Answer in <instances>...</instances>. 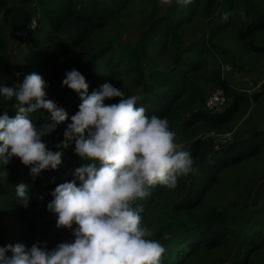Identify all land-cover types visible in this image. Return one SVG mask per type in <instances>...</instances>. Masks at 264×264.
<instances>
[{
    "label": "trees",
    "instance_id": "trees-1",
    "mask_svg": "<svg viewBox=\"0 0 264 264\" xmlns=\"http://www.w3.org/2000/svg\"><path fill=\"white\" fill-rule=\"evenodd\" d=\"M132 1L0 0V61L8 57L12 34L29 25L34 7L38 9L41 19V25L37 26L33 37L35 44L30 46L19 63L13 68L0 66V86L12 87L22 83L26 75L37 73L47 84L46 99L65 111L78 109L81 103L79 95L62 84L65 73L72 69L78 70L86 78L88 92L91 94L104 85L97 76L99 61L108 55L126 56L129 60L127 73L131 78V86L123 93L126 97H139L137 107H144L149 117H168L177 122L176 131L183 143L182 150L190 153L196 169L180 178L174 189L167 188L166 200L160 208L157 224L151 231L153 235L150 238L159 241L166 250L162 264H182L191 254L200 249L218 248L227 239L234 243L228 264H264V254L250 261L253 254L264 248V199L256 204L253 203L254 198L249 202L244 201L235 212L234 207L226 209L217 206L208 209L198 218L193 213L224 169L264 150V130L255 128L244 139L245 144L239 141L215 154L210 140L197 138V126L218 129L229 125L241 105L264 96V82L260 85V91L248 95L258 85L254 80L250 83L237 81L219 67L209 77L197 74L208 65V59L213 58L211 50L214 46L204 36L188 44L183 43L181 25L186 20L185 13L192 7L191 3L185 6L177 0H171L164 13L159 15L161 0H137L149 10L147 22L136 42H119L116 38L103 42L94 38L95 32L110 24L120 26L124 12ZM232 1L204 0L202 14L205 22L211 24L223 18ZM252 7L259 11L257 3L252 2ZM257 12L240 29L242 37H249L263 26ZM157 39L169 43L176 55L167 68L145 73L142 58L146 57L148 49ZM250 49L264 54V42L261 45L250 44ZM191 54L197 59L190 58ZM208 88L224 90L228 104L221 112L211 113L204 109L209 95ZM0 102L8 107L11 101L0 97ZM115 103H118V99ZM5 112L9 117L16 115L14 108L2 109L0 115ZM48 115L41 110L31 114L30 118L40 130ZM63 125H58L47 137L52 139ZM47 146L51 151L63 152L62 163L56 170H46L33 179L30 169L19 159L13 158L8 165L9 169L20 177L13 180L0 177V196H10L16 185L23 182L28 185V191L38 198L37 210L23 211L17 216L24 234L39 231L42 220L55 215L47 208L53 199L52 191L63 183L72 166L78 168L84 163L75 154L74 143L68 149H57L53 142ZM165 189L159 185L150 189V194L134 207L142 206L145 209ZM8 230L4 228L0 234V246H7L5 234ZM173 231L177 233L166 239ZM217 263L224 264L221 260Z\"/></svg>",
    "mask_w": 264,
    "mask_h": 264
},
{
    "label": "clouds",
    "instance_id": "clouds-1",
    "mask_svg": "<svg viewBox=\"0 0 264 264\" xmlns=\"http://www.w3.org/2000/svg\"><path fill=\"white\" fill-rule=\"evenodd\" d=\"M177 2L186 6L192 0ZM62 84L81 100L71 117L46 99L47 84L37 73L12 87L0 86V97L14 100L16 111L15 117L0 115V165L5 166L0 175L8 177L13 158L30 169L33 179L56 170L63 152L49 150L42 137L70 120L56 148L74 143L84 163L71 181L55 187L47 208L57 217L56 227L71 231L74 239L51 250L39 242L30 248L22 243L0 246V264H162L166 250L150 238L143 207L134 205L158 185L174 189L180 178L196 171L194 160L181 149L166 118L149 117L144 107H137L136 95L126 97L110 83L89 94L86 78L76 69L65 73ZM113 99L118 103H105ZM41 110L49 115L38 130L30 117ZM15 192L18 204L27 208L28 185L19 183Z\"/></svg>",
    "mask_w": 264,
    "mask_h": 264
},
{
    "label": "rangeland",
    "instance_id": "rangeland-1",
    "mask_svg": "<svg viewBox=\"0 0 264 264\" xmlns=\"http://www.w3.org/2000/svg\"><path fill=\"white\" fill-rule=\"evenodd\" d=\"M252 2L258 4V12L252 7ZM169 4H159V15L164 13ZM191 4L192 7L185 13L186 20L181 25L183 43L188 44L190 41L204 36L209 44L214 46L211 50L213 58H209L208 65L199 70L197 74L209 77L217 67L221 70L224 65H228L231 70L227 75L231 78L240 82L250 83L254 80L258 83L257 87L252 89L248 95L260 91V85L264 82V54L253 52L250 49V44L261 45L264 42V0H233L226 10L230 14L229 19L224 21L221 18L211 24L205 22L203 18L202 8L204 0H192ZM148 10V7L140 4L137 0L132 1L124 12L120 26L110 24L106 28L95 32L94 38L103 42L112 38H116L119 42H136L143 26L147 22ZM255 12L261 18L263 26L249 37H242L239 33L240 29L250 19L254 18ZM32 15L33 17H38L39 27L41 19L36 7L32 9ZM35 33L34 31L25 42H20L16 38L15 33H13L8 48V57L0 61V66L13 68L19 63V60L28 52L30 46L35 44L33 38ZM175 55V49L169 43L165 40L157 39L155 44L148 49L146 57L142 58V66L145 73L154 69L167 68ZM189 57L193 60L197 59L194 54L189 55ZM128 66L129 60L126 56L108 55L99 61L97 76L103 84L110 83L124 92L131 86V78L127 73ZM213 90L214 88H208V94ZM226 99L228 100L227 97ZM116 101L117 99H113L105 101V103L111 104ZM14 103L15 101L13 100L8 107H5L0 102V110L12 109ZM77 111L78 109H68L67 113L71 117ZM164 118L168 120L170 130L176 133V141L182 149L183 143L179 140L176 131L177 122L168 117ZM67 123H70V120L59 128L58 133L52 139L47 136L42 137L43 142L46 144L49 142L57 144L62 141ZM197 127L199 128L197 138L210 140L215 154L224 150L227 146L239 143V141L245 144L244 139L248 137L252 129L264 130V96L259 97L257 101L241 105L232 123L227 126L218 129H208L201 125ZM75 169L72 166L68 170L63 183L72 180ZM4 170L5 166L0 165V173ZM6 170L8 177L3 175H0V177L6 180L20 177L17 173L11 172L9 166H7ZM260 182H264V150L224 169L193 213L198 218L204 215L208 209L217 206L226 209L234 207L236 210L233 212L238 211L244 201L249 202L252 200ZM167 194L168 189L166 188L159 197L144 209L142 214L143 223L150 231L157 224L159 211L166 200ZM28 196L30 199L27 208L18 204L15 190L8 197L0 196V234L4 228L10 230H8L9 233L5 234L7 245L22 243L30 248L34 243L39 242L42 246L46 244L47 249L51 250L59 243L72 242L74 238L71 231L56 227L57 217L55 215L43 219L41 222L42 227L39 231L32 234H24L22 232L17 218L18 214L23 211L38 209L37 196L31 191H28ZM176 233L177 231H173L166 239H170ZM233 251L234 243L231 239H227L218 248L211 250L200 249L186 257L182 264H218L217 262L220 260L224 264H228ZM263 254L264 248L253 254L250 261L253 262L254 259Z\"/></svg>",
    "mask_w": 264,
    "mask_h": 264
},
{
    "label": "built area",
    "instance_id": "built-area-1",
    "mask_svg": "<svg viewBox=\"0 0 264 264\" xmlns=\"http://www.w3.org/2000/svg\"><path fill=\"white\" fill-rule=\"evenodd\" d=\"M38 26V17H32L28 26H26L23 30L15 33L16 38L20 42H25L29 36L36 30ZM231 69L229 66H223V72H229ZM228 104V100L226 99V95L224 90L221 88L214 89L211 93H209L205 104L204 109L211 113H217L224 110L226 105Z\"/></svg>",
    "mask_w": 264,
    "mask_h": 264
},
{
    "label": "water",
    "instance_id": "water-1",
    "mask_svg": "<svg viewBox=\"0 0 264 264\" xmlns=\"http://www.w3.org/2000/svg\"><path fill=\"white\" fill-rule=\"evenodd\" d=\"M253 203L256 204L259 200L264 199V182H260L253 194Z\"/></svg>",
    "mask_w": 264,
    "mask_h": 264
}]
</instances>
